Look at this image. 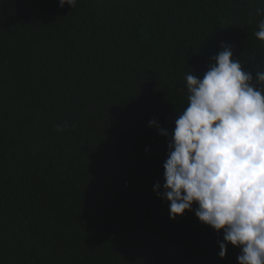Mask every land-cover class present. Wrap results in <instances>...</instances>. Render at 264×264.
<instances>
[{
    "label": "trees",
    "instance_id": "16d2710c",
    "mask_svg": "<svg viewBox=\"0 0 264 264\" xmlns=\"http://www.w3.org/2000/svg\"><path fill=\"white\" fill-rule=\"evenodd\" d=\"M258 9L0 0V264H238L197 205L170 219L157 194L169 138L149 121L172 132L186 75L203 78L222 44L255 79Z\"/></svg>",
    "mask_w": 264,
    "mask_h": 264
},
{
    "label": "clouds",
    "instance_id": "9594fccd",
    "mask_svg": "<svg viewBox=\"0 0 264 264\" xmlns=\"http://www.w3.org/2000/svg\"><path fill=\"white\" fill-rule=\"evenodd\" d=\"M258 28L255 36L264 41V20ZM212 60L203 78L186 75L188 103L171 133L149 121L169 138L157 194L169 202L173 221L197 205L198 221L223 232L221 259L230 244L240 249L238 264H264V61L254 79L230 45L222 44Z\"/></svg>",
    "mask_w": 264,
    "mask_h": 264
}]
</instances>
